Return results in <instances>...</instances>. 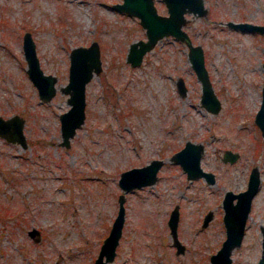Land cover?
I'll return each instance as SVG.
<instances>
[{"label":"rangeland","instance_id":"1","mask_svg":"<svg viewBox=\"0 0 264 264\" xmlns=\"http://www.w3.org/2000/svg\"><path fill=\"white\" fill-rule=\"evenodd\" d=\"M115 1L121 0H0V114H21L27 139L22 147L0 136V264H93L117 212L120 171L151 157L163 159L157 178L125 191L121 234L105 264H211L226 235L224 191L245 188L257 166L259 187L230 263L256 264L264 226V133L254 117L264 33L227 21L264 22V0H203L204 13L185 11L182 27L203 47L221 101L216 112L200 101L201 82L184 40L163 35L139 64H130L129 43L145 38V27L137 15L113 7ZM153 1L167 13L164 0ZM26 30L40 66L57 77L49 100L39 97L26 70ZM92 39L100 44L102 67L86 82L85 117L65 146L59 113L70 104L60 86L68 80L70 49ZM186 139L203 143L200 163L214 172V182L187 177L170 158ZM225 148L239 155L224 160ZM175 203L183 252H176L167 224ZM33 226L38 232L30 235Z\"/></svg>","mask_w":264,"mask_h":264},{"label":"water","instance_id":"2","mask_svg":"<svg viewBox=\"0 0 264 264\" xmlns=\"http://www.w3.org/2000/svg\"><path fill=\"white\" fill-rule=\"evenodd\" d=\"M167 6V13H161L156 9L153 0H121L112 3V6L126 11L128 14H135L139 17L140 23L145 27L146 37H140L129 43L126 59L132 65L139 64L143 54L151 49L156 41L163 35L171 34L188 45L187 56L194 68L197 77L201 82L200 101L208 110L216 112L221 101L216 95L207 67L204 62L203 47L199 43H193L191 36L182 27L185 21V11H192L197 14L205 12L206 7L203 0H164ZM227 24L235 28L246 30H259L264 33V22H253L248 20H228ZM22 46L27 60L26 70L38 89V95L43 100H49L56 91V75L45 72L40 66L39 57L36 53L35 41L31 31L26 30L22 35ZM102 67L100 56V44L98 40L92 39L88 44L73 46L69 52L68 80L60 86L67 92L69 107L59 113L60 118V143L68 146L70 137L75 133L76 128L83 122L85 117V89L86 82L92 75ZM262 96L260 106L255 113V121L264 133V59ZM177 89L184 94L187 85L183 76L179 75L176 80ZM24 118L15 112L7 116L0 114V136L6 140L18 142L22 147L27 146V139L24 132ZM204 145L200 141L186 139L184 144L173 151L170 158L178 162L186 171L189 178L203 176L207 182L215 181V174L212 170L205 169L201 165V154ZM239 152L230 148L223 151V159L233 161ZM163 159L152 157L140 165H132L120 171L118 183L123 191L118 194V208L112 220L107 234L100 243L98 252L93 264H105L112 260L116 251V244L121 234L125 218V191L141 187L154 182L157 178V170ZM260 183V172L257 166H252L245 188L234 191L227 188L222 197L224 208L223 221L226 235L219 247L210 254L211 264H230L232 248L241 243L246 219L251 207V201L257 192ZM235 198V200H234ZM212 216V210H207L202 218V224L206 225ZM179 204L175 203L169 211L167 224L172 237V244L176 252H183L184 243L178 236ZM30 235L38 232L36 227L28 230ZM261 253L256 264H264V226L261 225Z\"/></svg>","mask_w":264,"mask_h":264},{"label":"flooded vegetation","instance_id":"3","mask_svg":"<svg viewBox=\"0 0 264 264\" xmlns=\"http://www.w3.org/2000/svg\"><path fill=\"white\" fill-rule=\"evenodd\" d=\"M152 158V157H151ZM145 163V162H144ZM143 164V163H142ZM137 165H140V164H137ZM234 200H235V198H234ZM260 230H261V227H260ZM262 236V235H261Z\"/></svg>","mask_w":264,"mask_h":264},{"label":"bare ground","instance_id":"4","mask_svg":"<svg viewBox=\"0 0 264 264\" xmlns=\"http://www.w3.org/2000/svg\"><path fill=\"white\" fill-rule=\"evenodd\" d=\"M232 66V65H231ZM241 81V80H240Z\"/></svg>","mask_w":264,"mask_h":264}]
</instances>
